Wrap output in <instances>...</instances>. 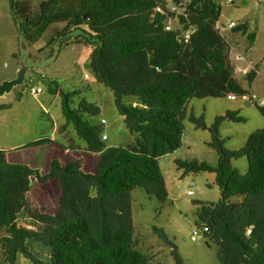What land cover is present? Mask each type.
I'll return each mask as SVG.
<instances>
[{"label":"trees","instance_id":"trees-1","mask_svg":"<svg viewBox=\"0 0 264 264\" xmlns=\"http://www.w3.org/2000/svg\"><path fill=\"white\" fill-rule=\"evenodd\" d=\"M171 4L184 14L178 16L175 32L165 30L166 16L154 15L157 6L167 10ZM220 16L215 0H48L28 23L14 21L22 49L23 42H37L56 23L66 27L51 46L92 48L87 67L97 83L111 90L135 142L108 147L102 139L104 126L90 121L99 114L98 106L80 99L81 92L65 93L58 82L49 81L50 94L62 98L66 126H74L85 149L61 147L44 175L9 162L0 150V232L7 233L0 243L8 264H16L19 256L31 264H153L136 250L132 193L143 189L161 202L168 199L160 160L180 149L190 101L247 96L216 28ZM187 30L192 31L189 41L182 38L180 43L178 35ZM233 30L249 32L247 25ZM249 37L254 40L253 34ZM255 77L247 75L250 82ZM126 98L138 99L143 108L126 105ZM256 107L264 117V106ZM225 121L245 119L228 112L209 129L217 167L195 161L176 164L185 174L215 175L220 200L198 204V217L217 247L220 264H264V129L252 133L242 150L227 151L219 132ZM49 144L60 147L43 138L25 148ZM241 158L249 165L245 175L231 166ZM33 183L51 187L56 197L52 212L31 201ZM238 197L243 201H234ZM20 215L34 229L19 226ZM153 231L173 248L163 230ZM28 242L50 249L51 262L32 254ZM172 254L176 264H184L177 251Z\"/></svg>","mask_w":264,"mask_h":264},{"label":"rangeland","instance_id":"rangeland-1","mask_svg":"<svg viewBox=\"0 0 264 264\" xmlns=\"http://www.w3.org/2000/svg\"><path fill=\"white\" fill-rule=\"evenodd\" d=\"M44 1L48 0H14L11 6L10 0H0V150L7 153L11 163L28 166L42 175L46 174L48 162L60 153L61 147L70 152L85 148L74 126H66L62 98L50 94L49 81L58 82L65 93L81 92L80 99L98 106L99 114L90 121L94 125L105 121L103 135L108 138L105 142L108 147H126L135 142L118 113L111 90L97 83L87 67L92 48L71 44L60 49L50 45L66 27L65 23L51 25L37 42H23L25 49L20 48L21 39L14 21H31ZM166 1L171 3L172 0ZM232 1L233 4L215 0L221 9L216 28L228 45V60L234 67L235 79L252 102L241 97L234 101L227 98L190 101L180 149L160 160L168 199L161 202L149 197L143 189L132 193L136 250L151 258L153 264H176L173 251L178 252L184 264H220L217 247L206 235L192 242L193 229L202 231L204 228L199 222V205L220 200L215 175L185 174L176 161H195L217 167L219 156L211 146L213 137L209 129L217 118L228 112H237L245 122L225 121L220 125V136L227 151L242 150L252 133L264 129V117L256 107V103L264 101V0ZM231 23L236 27L247 25L248 34L234 31ZM251 34L254 40L250 39ZM252 73H256V77L250 82L247 75ZM36 88L43 92L36 96L30 94ZM2 106L10 108L2 109ZM43 138H50L60 147L49 144L25 148ZM62 160L59 157V161ZM231 166L243 175L249 168L246 158L232 160ZM188 192H193L194 196L189 197ZM30 199L52 212L56 197L50 186L33 183ZM234 201H243V198ZM18 223L34 229L32 222L25 220L23 215L19 216ZM154 228L165 232L173 248L153 231ZM6 236V231H1L0 241ZM27 246L40 260L51 262L50 249L34 242H28ZM0 264H8L1 243ZM16 264L31 262L19 256Z\"/></svg>","mask_w":264,"mask_h":264},{"label":"built area","instance_id":"built-area-1","mask_svg":"<svg viewBox=\"0 0 264 264\" xmlns=\"http://www.w3.org/2000/svg\"><path fill=\"white\" fill-rule=\"evenodd\" d=\"M223 2H228L230 4H233V1L232 0H223ZM167 10H165L163 7H161L160 5L157 6L155 9H154V15L156 14H159V15H162V16H166V24H165V30L166 31H169V32H175L177 31L180 27L178 25V16L179 15H184L183 12L178 8L176 7L175 5H172L171 6H167L166 7ZM230 28L234 29L236 28V25L234 23H231L230 25ZM192 34V31L191 30H187V31H183L181 33V35H178V41L181 43L183 40L182 38L184 39L185 42H188L189 39H190V36ZM43 92V90L41 88H36V89H33L30 91V94L36 96V95H39ZM243 100L245 101H249V102H252V98L249 97V96H244V97H241ZM228 100L230 101H234L237 99V96L234 95V94H230L228 95L227 97ZM258 105L260 106H264V101L260 102V103H257ZM137 108L140 110L143 108V106L141 105H136ZM105 121H103L101 123L102 126H105ZM104 141H107V137L106 136H103L102 138ZM189 197H192L194 196V193L193 192H188L187 194ZM208 228L207 227H204L203 230H197V229H193V235H192V242H197L198 238L201 236V235H207L208 234ZM251 234V228L247 231V236H249Z\"/></svg>","mask_w":264,"mask_h":264},{"label":"crops","instance_id":"crops-1","mask_svg":"<svg viewBox=\"0 0 264 264\" xmlns=\"http://www.w3.org/2000/svg\"><path fill=\"white\" fill-rule=\"evenodd\" d=\"M126 101H128V102L126 103ZM124 102H125L126 105H128V106H129V105L136 106V105L139 103V100L136 99V98H126V99L124 100ZM81 149H85V148L81 147ZM4 158H7L8 161L10 162V160H9V158H8V156H7V154L4 155Z\"/></svg>","mask_w":264,"mask_h":264},{"label":"clouds","instance_id":"clouds-1","mask_svg":"<svg viewBox=\"0 0 264 264\" xmlns=\"http://www.w3.org/2000/svg\"><path fill=\"white\" fill-rule=\"evenodd\" d=\"M248 96V95H247ZM254 103V102H253ZM108 140V139H107Z\"/></svg>","mask_w":264,"mask_h":264}]
</instances>
